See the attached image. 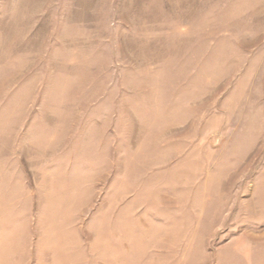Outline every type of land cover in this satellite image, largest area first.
<instances>
[{"label":"rangeland","instance_id":"rangeland-1","mask_svg":"<svg viewBox=\"0 0 264 264\" xmlns=\"http://www.w3.org/2000/svg\"><path fill=\"white\" fill-rule=\"evenodd\" d=\"M0 264H264V0H0Z\"/></svg>","mask_w":264,"mask_h":264}]
</instances>
